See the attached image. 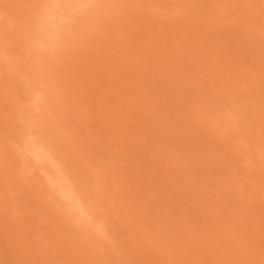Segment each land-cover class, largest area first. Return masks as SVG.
I'll return each instance as SVG.
<instances>
[{"label": "rangeland", "instance_id": "374dc122", "mask_svg": "<svg viewBox=\"0 0 264 264\" xmlns=\"http://www.w3.org/2000/svg\"><path fill=\"white\" fill-rule=\"evenodd\" d=\"M0 264H264V0H0Z\"/></svg>", "mask_w": 264, "mask_h": 264}, {"label": "clouds", "instance_id": "9594fccd", "mask_svg": "<svg viewBox=\"0 0 264 264\" xmlns=\"http://www.w3.org/2000/svg\"><path fill=\"white\" fill-rule=\"evenodd\" d=\"M77 211H78V209H77Z\"/></svg>", "mask_w": 264, "mask_h": 264}]
</instances>
